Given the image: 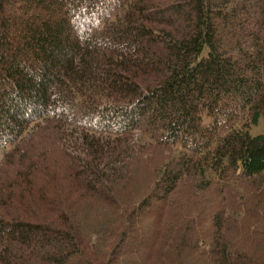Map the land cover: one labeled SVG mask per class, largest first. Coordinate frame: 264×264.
<instances>
[{"label": "trees", "instance_id": "obj_1", "mask_svg": "<svg viewBox=\"0 0 264 264\" xmlns=\"http://www.w3.org/2000/svg\"><path fill=\"white\" fill-rule=\"evenodd\" d=\"M261 119L264 0H0V264H264Z\"/></svg>", "mask_w": 264, "mask_h": 264}, {"label": "rangeland", "instance_id": "obj_2", "mask_svg": "<svg viewBox=\"0 0 264 264\" xmlns=\"http://www.w3.org/2000/svg\"><path fill=\"white\" fill-rule=\"evenodd\" d=\"M249 27H252V25H248ZM54 124V123H52ZM253 134L258 133H264V122L261 119V122L259 125L254 126L251 129ZM55 133L54 136H52V133ZM69 133V134H68ZM68 135L62 136L57 135V128H53L48 131H43L38 134L37 138H34L29 141L26 140L22 146H26V148H30L31 150L35 149L38 154L41 155L42 159L46 161H53L52 164V173L58 178L59 182H62V184L67 187V171L65 170L66 161L68 159L67 155L64 153V149H66L69 154L76 155L81 154L80 149L82 148L81 143L82 140L79 139V134L76 132H67ZM103 135H109V134H103ZM135 137H138V134H136ZM30 149L28 151L27 157L31 154ZM34 150V151H35ZM140 151V150H138ZM148 152V151H146ZM20 153H22L21 150H19L14 157L13 151L1 150L0 149V182L7 187V190L5 192V195L13 194L15 203L14 204H7L6 212L10 213L12 216L17 217L22 212V206H20V201L17 193H20L18 182L16 181L17 177L19 176L20 172ZM157 156V155H156ZM25 160V158H24ZM41 167L39 164L38 168ZM24 172H27V168L24 169ZM38 184L37 186H33L29 191L28 190H22L21 192L23 194H27L28 192H31V197L33 202L39 201V193L38 189L40 186H42L44 183L42 180L37 179ZM191 184H187L186 187H190ZM188 193L187 189H183L182 191V199L184 196ZM241 197V196H238ZM210 198H214V194L210 195ZM184 200V199H183ZM206 200L202 203H205ZM175 215L178 216V211H176V207L174 209ZM173 221H176L177 219H172Z\"/></svg>", "mask_w": 264, "mask_h": 264}]
</instances>
